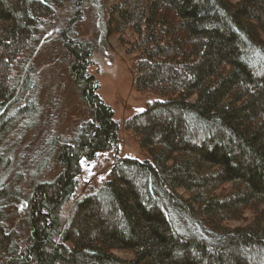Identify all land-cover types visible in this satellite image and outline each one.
Returning <instances> with one entry per match:
<instances>
[{"label":"trees","instance_id":"16d2710c","mask_svg":"<svg viewBox=\"0 0 264 264\" xmlns=\"http://www.w3.org/2000/svg\"><path fill=\"white\" fill-rule=\"evenodd\" d=\"M81 5L58 37L91 115L59 141L61 172L33 185L25 236L9 227L13 193L0 186V264H264V0L107 7L105 34L136 53V89L161 97L125 121L150 158H118L62 226L80 159L119 142L113 110L87 71L95 44L73 32ZM53 7L54 0H0V145L36 108L30 95L22 99L33 74L24 57Z\"/></svg>","mask_w":264,"mask_h":264},{"label":"rangeland","instance_id":"374dc122","mask_svg":"<svg viewBox=\"0 0 264 264\" xmlns=\"http://www.w3.org/2000/svg\"><path fill=\"white\" fill-rule=\"evenodd\" d=\"M76 1L54 0L53 12L44 18L32 50H27L24 59L33 67L31 94L24 90L22 99L25 103L30 95L36 108L31 115L22 116L13 123L0 145V163L3 164L0 186H8L13 193V198L5 204V213L9 227L17 230L20 236L27 233L25 216L33 185L51 181L61 172L62 166L57 161L59 141L70 138L91 115L72 79L71 55L64 50L58 37L72 17ZM80 1L81 17L73 23V32L77 38L95 44L87 71L96 76L97 94L113 110L119 142L117 149L100 150L91 158L80 159L76 188L60 209L62 226L67 224L75 200L98 190L118 158H150L125 126V121L143 110L148 101L161 98L154 92L136 89V53H126L118 35L105 34L107 7L117 0ZM240 223L229 222L230 225ZM116 253L131 256L121 251Z\"/></svg>","mask_w":264,"mask_h":264}]
</instances>
